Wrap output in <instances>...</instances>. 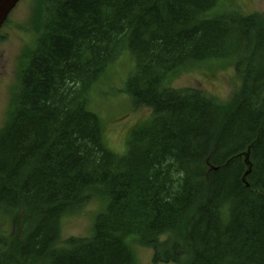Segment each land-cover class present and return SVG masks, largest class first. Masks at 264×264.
Instances as JSON below:
<instances>
[{"label": "trees", "instance_id": "trees-1", "mask_svg": "<svg viewBox=\"0 0 264 264\" xmlns=\"http://www.w3.org/2000/svg\"><path fill=\"white\" fill-rule=\"evenodd\" d=\"M33 14L35 46L0 127V217L15 224L0 236V264H138L137 247L156 263L264 264V11L243 14L237 0H37ZM123 55L119 68L133 72L112 91L104 83L124 77L109 73ZM181 75H222L231 94L174 88ZM95 89L117 97L96 105ZM126 101L121 115L148 114L130 122L118 155L107 136ZM91 201L93 235L51 256L62 219Z\"/></svg>", "mask_w": 264, "mask_h": 264}, {"label": "rangeland", "instance_id": "rangeland-1", "mask_svg": "<svg viewBox=\"0 0 264 264\" xmlns=\"http://www.w3.org/2000/svg\"><path fill=\"white\" fill-rule=\"evenodd\" d=\"M237 3L241 6V12L243 14L264 11V0H237ZM36 4L37 0H22L14 9V12L11 13L10 17L8 16L6 19L8 22L0 33V127L6 112L7 114L4 123L8 121L10 114L14 111L13 104L20 85V73L26 67V61L21 63V60L27 53L26 48L28 43H30V47L35 46L33 44L35 41L33 35L35 34V31L32 29L30 23L31 21L35 22L36 20V14H33ZM127 58V55L120 57L109 73L112 71L111 74H113L119 66L122 65V61H130V59ZM209 63L210 62H207L206 64ZM119 71L123 72L124 77L116 80L119 74V72H117L113 75L114 80L108 76L106 82L104 83L112 91H118L121 87L123 90L125 89L127 78L133 72V68L131 66H124L122 69L119 68ZM197 80L191 76L181 75L175 79L173 86L174 88H198L202 91L210 92L208 95L214 97L223 96L224 98H227L231 94L232 88L226 84V81L224 82L225 78L222 75L218 80L214 79V83L209 81L205 82L204 80H201L200 77H197ZM219 80H223V82L221 83ZM112 91L108 95H99L95 89L94 92L97 93V97L94 95L93 102H95L96 105H100L103 99L112 100L116 98L117 94ZM118 109L117 118L121 119L110 118L107 143L113 152L118 155H125L127 147L126 144L123 147L121 143L123 134L126 129L130 127V122L136 123L139 120V117L147 119L148 112L144 110L140 113L129 112L127 115H121L131 110V105H129L127 101L118 106ZM149 121L150 120L147 122ZM101 198H97L98 201L102 202L103 200ZM99 206V202L91 201L78 211L66 215L61 221L62 239L66 240L71 237H87L90 236L89 233H91L92 236L93 231L91 232L90 228L92 226V220L94 224L96 216L100 213ZM15 222L17 225L19 222L18 216L15 219ZM14 227L15 224L12 223L11 220L0 217V232H4L0 234V236H9L7 232H11ZM132 238L133 237H130L128 240L130 241ZM62 239L60 238L58 243L54 246L51 251V256L67 250V247L62 245L64 243ZM10 240L12 244L16 245L12 239ZM167 242H169L172 246L177 243L176 239H168ZM135 251L138 264H165L161 261L157 263L152 262V251L149 249L137 247L135 248Z\"/></svg>", "mask_w": 264, "mask_h": 264}, {"label": "water", "instance_id": "water-1", "mask_svg": "<svg viewBox=\"0 0 264 264\" xmlns=\"http://www.w3.org/2000/svg\"><path fill=\"white\" fill-rule=\"evenodd\" d=\"M20 2L21 0H0V29ZM246 162H249V153L246 154Z\"/></svg>", "mask_w": 264, "mask_h": 264}, {"label": "bare ground", "instance_id": "bare-ground-1", "mask_svg": "<svg viewBox=\"0 0 264 264\" xmlns=\"http://www.w3.org/2000/svg\"><path fill=\"white\" fill-rule=\"evenodd\" d=\"M5 26V24H3L2 25V27H1V29H3V27ZM248 166H249V171H248V174H250V172H251V164L250 163H248Z\"/></svg>", "mask_w": 264, "mask_h": 264}]
</instances>
